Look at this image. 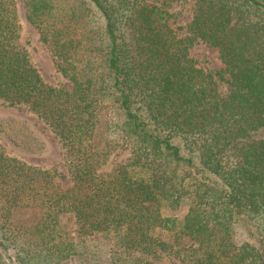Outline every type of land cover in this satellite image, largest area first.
<instances>
[{"label": "trees", "instance_id": "trees-1", "mask_svg": "<svg viewBox=\"0 0 264 264\" xmlns=\"http://www.w3.org/2000/svg\"><path fill=\"white\" fill-rule=\"evenodd\" d=\"M23 1L71 87L44 79L18 0H0V101L59 135L71 185L10 153L2 136L42 144L0 116V264H264V0H196L184 35L180 0ZM198 42L224 69L199 64ZM118 149L127 157L103 171ZM19 207L36 221L11 224Z\"/></svg>", "mask_w": 264, "mask_h": 264}, {"label": "rangeland", "instance_id": "rangeland-1", "mask_svg": "<svg viewBox=\"0 0 264 264\" xmlns=\"http://www.w3.org/2000/svg\"><path fill=\"white\" fill-rule=\"evenodd\" d=\"M20 21L22 24V33L25 40H28V48L30 56L34 64L38 67L42 73L44 79L55 85H66L71 87L70 79L64 75L56 64V57L53 53L52 47L48 42L41 39V34L38 29L28 21L26 18V7L23 0H18ZM196 6V0H180L173 2L170 10L173 11L175 16L171 19L172 25L177 29L179 35L186 33V26L192 18L193 11ZM96 19L92 20L95 24ZM91 38V39H90ZM90 38L85 39V47L82 48L79 58L86 59L94 52L95 41ZM90 42H92L90 45ZM192 54L199 60V64L205 68L213 70H222L225 67L223 60L221 59L220 52L216 47L208 46L206 43L198 42L192 49ZM225 76L229 74L225 71ZM226 86V82H222ZM0 116L2 117H18L27 121L34 130L37 138H39L41 148L38 150H30L24 146L16 145L14 142L9 141L2 136V140L7 146L10 153L18 155L25 160L35 165L45 168H56L60 172L58 177L64 186L71 185V179L67 166L65 164V154L62 142L59 135L37 114L28 109V106H9L0 101ZM104 131V127H101L99 132ZM100 135V134H98ZM102 135V134H101ZM103 137V136H102ZM38 140V139H37ZM127 149H118L114 151L108 161L103 165V171H109L113 165L127 157ZM183 210V209H182ZM37 211L34 208L19 207L15 209L14 213L10 217V223L16 225H27L34 223L37 219ZM73 235L78 232L72 217L70 215L64 216ZM259 223L264 226L262 219L258 220ZM256 223V222H255ZM243 231L242 228H238V232ZM163 235L169 236L170 233L162 232ZM89 244H95V247H105L109 244L107 239L100 237L90 236ZM183 242H189L187 236L183 237ZM102 249V248H101Z\"/></svg>", "mask_w": 264, "mask_h": 264}]
</instances>
